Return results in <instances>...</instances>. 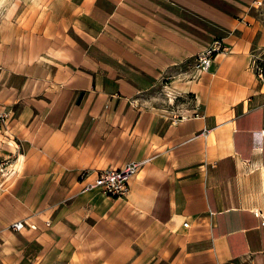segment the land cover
Returning a JSON list of instances; mask_svg holds the SVG:
<instances>
[{"label": "crops", "instance_id": "obj_1", "mask_svg": "<svg viewBox=\"0 0 264 264\" xmlns=\"http://www.w3.org/2000/svg\"><path fill=\"white\" fill-rule=\"evenodd\" d=\"M206 1L84 0L83 16L53 12L38 25L65 58L54 73L36 71L42 60L10 67L5 105L19 108L20 190L45 194L55 212L22 217L35 227L20 231L0 217V264H264L255 27ZM193 16L228 48L206 71L187 69L209 43ZM171 87L189 102L173 101ZM54 105L61 116L45 132L37 124ZM148 157L123 197L79 192L81 170Z\"/></svg>", "mask_w": 264, "mask_h": 264}, {"label": "rangeland", "instance_id": "obj_2", "mask_svg": "<svg viewBox=\"0 0 264 264\" xmlns=\"http://www.w3.org/2000/svg\"><path fill=\"white\" fill-rule=\"evenodd\" d=\"M84 0H0V217L6 221L22 217H31L33 220H40L47 214L48 217L54 215L55 209L46 207L45 194L30 193L21 191L22 182L16 177L17 172L25 168L27 164L21 159H17L15 154V140L19 141L20 130L16 126L18 106L5 105L8 91L5 84V77L8 69L15 65H23L25 58L37 62H44L36 71L54 73L57 70V63H61L65 56L62 55L63 43L54 40H43L40 37L39 26L45 25L48 17L55 12L62 18L80 11V16L84 15ZM212 5H218L225 11L240 10L238 16L244 21H249L255 27L254 40L251 44V53L254 70L257 77L262 81L264 87V0L227 2L219 0H207ZM80 5V6H78ZM54 13V14H55ZM198 20L206 31L202 34L207 37V42L214 38H221L220 33L208 20L199 19L193 16V20ZM194 20V21H195ZM68 19L59 23L62 30H66ZM53 34V33H52ZM55 36H60L56 35ZM51 38V37H49ZM31 44L24 46V41ZM22 43V44H21ZM195 55L192 56L187 69L195 68ZM168 80L164 78L161 83L165 85ZM171 93L181 94V88H168ZM181 90V91H180ZM183 94V93H182ZM173 97V94H171ZM175 96V95H174ZM189 97L179 95L173 101L181 103L189 102ZM51 99V98H49ZM172 101V102H173ZM54 110V111H52ZM48 115L40 119L37 126L46 129L57 125L61 116V106L54 105ZM183 114L185 112H182ZM186 114V113H185ZM43 127V128H42ZM20 158V157H19ZM261 174V170H260ZM261 177V175H260ZM261 181V179H260ZM7 221V222H8Z\"/></svg>", "mask_w": 264, "mask_h": 264}, {"label": "built area", "instance_id": "obj_3", "mask_svg": "<svg viewBox=\"0 0 264 264\" xmlns=\"http://www.w3.org/2000/svg\"><path fill=\"white\" fill-rule=\"evenodd\" d=\"M227 49L221 38H214L203 50L195 54V69L208 70L215 55ZM149 159L150 157L137 161L131 160L118 168L83 169L77 176L79 192L96 191L105 197L121 198L128 192L130 180L136 175L139 167ZM187 224L188 220H184L183 225ZM26 226L35 227L27 218L16 219L9 224V228L15 231H20Z\"/></svg>", "mask_w": 264, "mask_h": 264}, {"label": "water", "instance_id": "obj_4", "mask_svg": "<svg viewBox=\"0 0 264 264\" xmlns=\"http://www.w3.org/2000/svg\"><path fill=\"white\" fill-rule=\"evenodd\" d=\"M82 95H83V91H80L78 96H77V99H76V103H79L81 98H82Z\"/></svg>", "mask_w": 264, "mask_h": 264}]
</instances>
